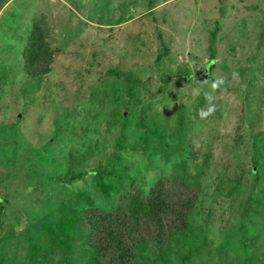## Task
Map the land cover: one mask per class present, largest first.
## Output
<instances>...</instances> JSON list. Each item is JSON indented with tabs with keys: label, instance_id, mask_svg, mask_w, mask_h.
<instances>
[{
	"label": "rangeland",
	"instance_id": "374dc122",
	"mask_svg": "<svg viewBox=\"0 0 264 264\" xmlns=\"http://www.w3.org/2000/svg\"><path fill=\"white\" fill-rule=\"evenodd\" d=\"M34 22L56 51L42 83L24 82L21 53ZM262 30L264 0H0V264H32L33 246L38 264H105L88 246L83 211L116 207L131 178L147 194L183 160L198 195L186 235L206 243L181 263L186 243L177 237L161 262L239 264L250 255L264 264V209L257 220L251 211L258 195L264 200ZM160 41L169 55L145 69ZM185 62L186 81L175 77ZM216 78L224 83L208 101ZM180 123L182 135H172ZM53 214L71 216L64 234L46 229ZM137 251L135 264H161Z\"/></svg>",
	"mask_w": 264,
	"mask_h": 264
},
{
	"label": "trees",
	"instance_id": "16d2710c",
	"mask_svg": "<svg viewBox=\"0 0 264 264\" xmlns=\"http://www.w3.org/2000/svg\"><path fill=\"white\" fill-rule=\"evenodd\" d=\"M210 36L211 44L208 47V51L210 52V56L214 57L215 50L212 43L213 39H215L214 33ZM259 37H262V35L260 34ZM159 43L161 52L159 51L156 57L148 60V64H144L145 69L157 68V64H161L165 58L164 56L169 55V47L164 43L161 44V41ZM54 54H56V51L51 49V45L48 41V30L43 27L41 23L34 22L33 28L27 37V42L21 53L24 73L27 77V80L24 82L40 81L42 83V76L47 74L53 67ZM210 59L212 61L213 58H209V61ZM80 62L81 60L79 63ZM187 65L188 62L183 63V67L175 77L185 74L187 77H180L185 81L188 80L190 78V72L185 67ZM201 71V68L197 70L195 72V77H198ZM115 75H118V73ZM199 80H201V78H199ZM138 81L140 80H134V83L143 84L141 81ZM23 85L18 89L17 93L21 92V88L24 92L27 91ZM190 124L191 122L188 123V126ZM198 124L200 128L206 127L204 120H198ZM182 130L183 124L180 123L179 127L172 135L180 137L182 135ZM151 132H155L154 136L156 137L163 136L161 128H152L148 133ZM147 138L150 139V136ZM162 144L163 141L161 140L155 145L161 149V154L167 155L169 149L167 147H161ZM185 163L186 161L183 160L176 165L175 175L171 174L170 176L159 177L147 194L143 193L138 187V180L131 178L133 183L131 182L128 188L120 193L117 206L111 211L95 208L85 209L83 211V223L87 228L93 231L92 241H88V246H92L95 250L92 254L97 263L135 264L136 257L138 256L137 250L142 249V247L150 250L156 258V261L161 262V258L158 256L159 253L164 255L167 251H170L172 249L171 244L177 237L184 238L186 243L185 250L180 254L181 263L189 259L192 253H198L199 247H193L194 244L202 246L206 242L204 239L193 241L188 239L186 235L190 227L189 217L191 211L194 209L198 195L196 189L188 185ZM256 165L257 163L253 161L251 171L255 176H257L254 172V170H256ZM181 170L182 175H179L178 173ZM255 176L254 180H257ZM82 177L83 173L77 174L72 176L71 181L81 179ZM253 205H255V208H251V211H253L254 218L257 220L256 214L264 209V200H261L258 195L254 199ZM1 213L2 209L0 208V217ZM262 215H264V211ZM53 217V225L47 226L46 229L52 228L54 229L53 233L59 232L57 233L58 235L64 234L62 230L69 222L67 218H71V216L53 214ZM145 219H147L148 222H145ZM236 227L242 229L240 231L244 230L246 232V228L243 226L239 228L238 221H236ZM189 242L191 244H188ZM241 244L243 247L247 245L245 241H241ZM30 249L32 250L30 256L32 264H38L42 256H39L38 253H41V251L35 246ZM249 249L251 252H257L256 247H249ZM18 252L23 253L24 251L18 250ZM211 253L214 254V251ZM243 260L245 263L252 264L254 257L246 255ZM161 264H165V261H162ZM221 264L229 263L225 262L223 259Z\"/></svg>",
	"mask_w": 264,
	"mask_h": 264
},
{
	"label": "clouds",
	"instance_id": "9594fccd",
	"mask_svg": "<svg viewBox=\"0 0 264 264\" xmlns=\"http://www.w3.org/2000/svg\"><path fill=\"white\" fill-rule=\"evenodd\" d=\"M232 78H233L234 80L238 79V78H239V73L236 72V71H233V73H232ZM223 83H224V80H223L222 78H216L215 80H213L212 83H211V89H212V92H205V93H204L205 99L208 100V101H211L212 98H213V95H212V94H213L217 89H219ZM193 95H194V96H198V95H200V90H199L198 88L193 89ZM214 110H215L214 106L207 108V110H205V109H201L200 112L198 113V115H199L202 119H205V118H207V116L211 115V114L214 112ZM116 195H117V198H116V199H117V200H116V204H117L118 199H119V197H120V193L118 192V193H116ZM114 208H115V207H114ZM114 208H113V209H114ZM96 209H97V208H96ZM113 209H111V210H113ZM103 210H104V211H111V210H105L104 208H103Z\"/></svg>",
	"mask_w": 264,
	"mask_h": 264
},
{
	"label": "bare ground",
	"instance_id": "6f19581e",
	"mask_svg": "<svg viewBox=\"0 0 264 264\" xmlns=\"http://www.w3.org/2000/svg\"><path fill=\"white\" fill-rule=\"evenodd\" d=\"M262 35V37L264 36V30L260 31L259 34H258V38H262V37H259V35Z\"/></svg>",
	"mask_w": 264,
	"mask_h": 264
}]
</instances>
